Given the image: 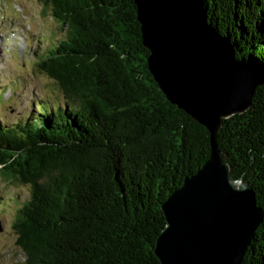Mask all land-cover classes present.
Here are the masks:
<instances>
[{"label": "trees", "instance_id": "obj_1", "mask_svg": "<svg viewBox=\"0 0 264 264\" xmlns=\"http://www.w3.org/2000/svg\"><path fill=\"white\" fill-rule=\"evenodd\" d=\"M39 1L63 35L36 67L64 102L0 124L1 173L29 188L13 224L25 264H161L162 204L207 160L209 132L150 73L134 0ZM202 1L236 56L264 72V0ZM217 142L264 211V93L223 120ZM245 264H264V220Z\"/></svg>", "mask_w": 264, "mask_h": 264}, {"label": "water", "instance_id": "obj_2", "mask_svg": "<svg viewBox=\"0 0 264 264\" xmlns=\"http://www.w3.org/2000/svg\"><path fill=\"white\" fill-rule=\"evenodd\" d=\"M134 3L154 80L210 135L203 166L162 204L166 225L154 253L161 264H245L264 211L252 186L232 177L217 137L224 119L245 113L255 94L264 93V72L236 56L234 42L209 21L202 0Z\"/></svg>", "mask_w": 264, "mask_h": 264}, {"label": "rangeland", "instance_id": "obj_3", "mask_svg": "<svg viewBox=\"0 0 264 264\" xmlns=\"http://www.w3.org/2000/svg\"><path fill=\"white\" fill-rule=\"evenodd\" d=\"M49 13L39 0H0L1 125L30 118L39 101L64 102L58 84L36 67L37 51L63 35ZM28 196V186L5 179L0 167V264H25L13 224Z\"/></svg>", "mask_w": 264, "mask_h": 264}]
</instances>
